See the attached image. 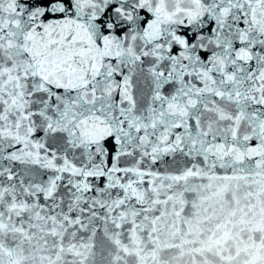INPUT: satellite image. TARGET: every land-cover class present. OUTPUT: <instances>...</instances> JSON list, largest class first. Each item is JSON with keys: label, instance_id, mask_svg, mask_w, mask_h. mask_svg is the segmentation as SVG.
I'll use <instances>...</instances> for the list:
<instances>
[{"label": "snow or ice", "instance_id": "snow-or-ice-1", "mask_svg": "<svg viewBox=\"0 0 264 264\" xmlns=\"http://www.w3.org/2000/svg\"><path fill=\"white\" fill-rule=\"evenodd\" d=\"M0 264H264V0H0Z\"/></svg>", "mask_w": 264, "mask_h": 264}]
</instances>
